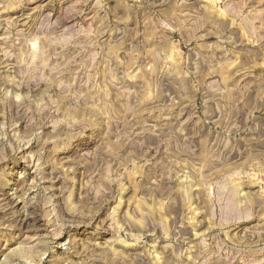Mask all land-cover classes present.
Here are the masks:
<instances>
[{
  "label": "rangeland",
  "instance_id": "obj_1",
  "mask_svg": "<svg viewBox=\"0 0 264 264\" xmlns=\"http://www.w3.org/2000/svg\"><path fill=\"white\" fill-rule=\"evenodd\" d=\"M0 264H264V0H0Z\"/></svg>",
  "mask_w": 264,
  "mask_h": 264
}]
</instances>
